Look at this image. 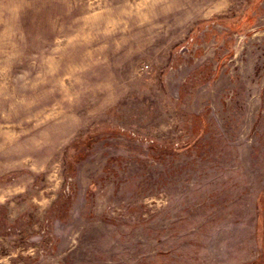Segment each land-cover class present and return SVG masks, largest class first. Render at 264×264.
Listing matches in <instances>:
<instances>
[{
	"label": "rangeland",
	"instance_id": "rangeland-1",
	"mask_svg": "<svg viewBox=\"0 0 264 264\" xmlns=\"http://www.w3.org/2000/svg\"><path fill=\"white\" fill-rule=\"evenodd\" d=\"M0 264H264V0H0Z\"/></svg>",
	"mask_w": 264,
	"mask_h": 264
}]
</instances>
